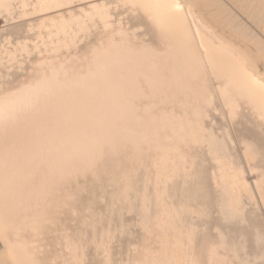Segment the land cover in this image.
Wrapping results in <instances>:
<instances>
[{
  "label": "rangeland",
  "instance_id": "1",
  "mask_svg": "<svg viewBox=\"0 0 264 264\" xmlns=\"http://www.w3.org/2000/svg\"><path fill=\"white\" fill-rule=\"evenodd\" d=\"M3 1L9 261L36 246L50 259L32 264H264V8Z\"/></svg>",
  "mask_w": 264,
  "mask_h": 264
},
{
  "label": "bare ground",
  "instance_id": "2",
  "mask_svg": "<svg viewBox=\"0 0 264 264\" xmlns=\"http://www.w3.org/2000/svg\"><path fill=\"white\" fill-rule=\"evenodd\" d=\"M2 1V0H1ZM5 2L7 1V0H4ZM3 1V2H4ZM12 1H14V0H11V2ZM16 1V0H15ZM31 1V0H30ZM36 2H34V1H32L33 3H34V5L33 6H36L35 4H38L39 5V3H40V0H35ZM166 1H168V2H171L170 0H166ZM246 1H248L249 2V0H246ZM251 1V0H250ZM2 2V3H3ZM21 2V1H20ZM187 2H189V0H187ZM235 2H238L237 0H235ZM8 3H10V1L8 0L7 1V4ZM22 3V2H21ZM191 3V2H190ZM234 3V2H233ZM239 3H240V1H239ZM238 3V4H239ZM247 3V2H246ZM251 4H257V6H258V8L259 9H261L260 7H263L264 8V0H252L251 2H250ZM12 4H13V2H12ZM16 4H17V2H16ZM23 4H26V3H22V5ZM30 4V3H29ZM32 4V3H31ZM197 4V3H196ZM3 5H5V3L3 4ZM14 5V8H13V10L15 9V8H18V6L17 5H15V4H13ZM13 5H11V6H13ZM37 5V6H38ZM243 5V4H242ZM247 5H248V3H247ZM8 6H9V4H8ZM11 6L10 7H7V9L9 8H11ZM15 6H17V7H15ZM21 6V5H20ZM246 6V5H245ZM244 6V7H245ZM255 6V5H254ZM260 6V7H259ZM39 7H40V5H39ZM195 7V6H194ZM239 7V6H238ZM4 8V7H3ZM6 8V7H5ZM33 8H35V7H33ZM243 8V7H242ZM247 8H248V11L247 12H250L251 11V7L250 6H247ZM255 8H257V7H255ZM18 9H20V8H18ZM22 9V8H21ZM241 9V8H240ZM25 11H26V9H24ZM224 10V9H223ZM262 10V9H261ZM264 10V9H263ZM22 11V10H21ZM39 11H41V10H38L37 12H39ZM254 11V10H253ZM3 11H1V13H2ZM9 12V11H8ZM30 12V11H29ZM31 12H32V10H31ZM36 12V11H35ZM33 13V14H37V13ZM260 12V11H259ZM262 13H258V15H256V17H257V19L258 20H260V22L262 21L263 22V20H264V12L263 11H261ZM24 13V12H23ZM22 13V14H23ZM41 13V12H40ZM2 14H4V13H2ZM1 14V15H2ZM31 14V13H30ZM32 14V15H33ZM222 14V13H221ZM220 14V15H221ZM246 14V13H245ZM249 14V13H248ZM9 15H10V13H9ZM34 15V18L36 17ZM214 15V14H213ZM229 15H231V14H229ZM228 15V16H229ZM4 16V15H3ZM13 16H15V13H14V15ZM12 16V17H13ZM20 15H18V18H21V17H19ZM244 16V15H243ZM10 17H11V15H10ZM17 17V16H16ZM24 17V16H23ZM22 17V18H23ZM27 17V16H26ZM38 17H39V15H38ZM246 17H247V14H246ZM249 17V16H248ZM251 17V16H250ZM255 17V15H254V13H253V18ZM5 18V17H4ZM17 18V19H18ZM21 18V19H22ZM27 18H29V17H27ZM37 18V17H36ZM233 18V17H232ZM252 18V19H253ZM12 19V18H11ZM16 19V20H17ZM24 19V18H23ZM26 19V18H25ZM24 19V20H25ZM224 19H228V18H224ZM14 20V19H13ZM13 20H11V22H13ZM16 20H14L15 22H16ZM18 20H20V19H18ZM17 20V21H18ZM26 20H28V19H26ZM30 20V19H29ZM202 20H204L203 18H202ZM228 20H230V19H228ZM232 20V19H231ZM251 20V19H250ZM258 20H256V21H258ZM206 21V20H205ZM235 21V20H234ZM207 22V21H206ZM233 22V21H232ZM236 22H238V21H236ZM254 21H252V23H253ZM19 23V22H18ZM202 23H204V22H202ZM255 23V22H254ZM206 24H208V23H206ZM228 24V23H227ZM239 24V23H238ZM233 25H234V22H233ZM240 25V24H239ZM238 26V25H237ZM243 26V25H242ZM230 27H232V26H230ZM229 28V27H228ZM241 28V27H240ZM244 28V27H243ZM211 29H213L214 31H215V29L212 27ZM216 29H218V28H216ZM237 29H238V31H241V29H239L238 27H237ZM237 29H236V33H239V32H237ZM226 30V29H225ZM233 30V29H232ZM217 31V30H216ZM216 31H215V33H216ZM222 31V30H221ZM244 31V30H243ZM248 32V30L246 31V33ZM224 33H225V31H224ZM217 34V33H216ZM244 33H242L241 35H243ZM26 36V35H25ZM216 37L215 38H218V36L217 35H215ZM237 36V35H236ZM239 36V35H238ZM238 36H237V38H238ZM253 36V35H252ZM36 37V36H35ZM38 37V36H37ZM219 37H221L220 38V40L221 39H223L222 38V36H219ZM242 37H244V36H242ZM248 37V36H247ZM27 39V38H26ZM33 39H35V38H33ZM37 39V38H36ZM225 40H227L226 38H224ZM248 39H250V38H248ZM247 38H246V40H248ZM218 40H219V38H218ZM229 40H230V38H229ZM240 40H241V36H240ZM246 40H244V41H246ZM231 41L232 40H230V42H228V43H231ZM35 44V43H34ZM232 44V43H231ZM242 44V43H241ZM238 47V46H237ZM240 48V47H239ZM239 48H234L235 50H236V52H239ZM245 49V48H244ZM238 50V51H237ZM244 51H246V49L244 50ZM243 51V49H242V53L243 54H241V53H239L240 55H244L245 54V52ZM231 52H232V49H231ZM237 54V53H236ZM247 54H245V56H242V58L244 57H246L245 59L247 60L248 58H247V56H249V55H247ZM243 58V59H244ZM245 61V60H244ZM247 62H248V65L246 64V66H248L246 69H247V71L248 72H250V76H248L249 77V80L250 79H253V78H259V76L258 75H256L257 73L256 72H254V70H255V67H256V65H255V63H253L251 60H247ZM246 62V63H247ZM255 62V61H254ZM254 72V73H253ZM40 74V73H39ZM246 75V74H245ZM261 76V75H260ZM260 79V78H259ZM260 80H262V79H260ZM252 82V81H251ZM262 84L264 85V80H262ZM36 85V84H35ZM258 86H260V85H258ZM254 90V89H253ZM156 91V90H155ZM262 95H264V94H262ZM12 145V144H11ZM13 147V146H12ZM6 148V147H5ZM14 155V154H13ZM191 155V154H190ZM22 156V155H21ZM43 156V155H42ZM183 156V155H182ZM3 157V156H2ZM21 158V157H20ZM7 159V158H6ZM8 163V162H7ZM21 163H22V161H21ZM29 163V162H28ZM1 164V163H0ZM16 164V163H15ZM24 164V163H23ZM33 164V163H32ZM36 164V163H35ZM2 165V164H1ZM10 165V164H9ZM169 165V164H168ZM5 166V165H4ZM27 167H29V165L27 166ZM32 167V166H31ZM36 167V166H35ZM123 167V166H122ZM25 168V167H24ZM30 170V169H29ZM31 172V171H30ZM148 172V171H147ZM160 172V171H159ZM4 173V172H3ZM23 173V172H22ZM37 173V172H36ZM137 174V173H136ZM6 175V174H5ZM9 175V174H8ZM56 175H57V173H56ZM139 175H140V173H139ZM163 175V174H162ZM144 176V175H143ZM2 177H4V176H2ZM7 177V176H6ZM12 176H10V178H11ZM46 177V176H45ZM8 178V177H7ZM152 178V177H151ZM52 179V178H51ZM1 181H3L2 179H1ZM5 181V180H4ZM52 181V180H51ZM8 182V181H7ZM6 182V183H7ZM11 182V181H10ZM157 182V181H156ZM4 184V183H3ZM162 184V183H161ZM1 185V184H0ZM12 185V184H11ZM14 185V184H13ZM12 185V186H13ZM21 185V184H20ZM44 185V184H43ZM10 186V185H9ZM137 187V186H136ZM194 187V186H193ZM0 188H1V186H0ZM13 188V187H12ZM43 188V187H42ZM3 192L5 191L4 190V186H3ZM7 189H8V187H7ZM17 189V188H16ZM15 189V190H16ZM22 189V188H21ZM20 189V190H21ZM136 189V188H135ZM12 190H14V189H12ZM1 191V190H0ZM153 191V190H152ZM161 191V190H160ZM19 192V191H18ZM22 192V191H21ZM188 192V191H187ZM1 193V192H0ZM7 193V192H6ZM24 193V192H23ZM5 194V193H4ZM16 194V193H15ZM13 195V194H12ZM17 195V194H16ZM19 195V194H18ZM140 195V194H139ZM162 195V194H161ZM3 196V195H2ZM15 196V195H14ZM20 196V195H19ZM142 196V195H141ZM18 197V196H17ZM135 197V196H134ZM11 198V196L8 198V197H2V198H0V208H1V210H0V222H2V220H3V218H8V207L10 206V202L8 201L9 199ZM22 199V198H21ZM152 199V198H151ZM23 200V199H22ZM21 200V201H22ZM29 200V199H28ZM196 200V199H195ZM19 201V200H18ZM17 201V202H18ZM26 201H27V199H26ZM126 201V200H125ZM192 202V201H191ZM19 203V202H18ZM13 204V203H12ZM67 204V203H66ZM126 204V203H125ZM29 205H31V204H29ZM179 205H180V203H179ZM165 206V205H164ZM31 207V206H30ZM144 207V206H143ZM9 208H12V207H9ZM132 208V207H131ZM2 210H7L6 212L4 211H2ZM141 211V210H140ZM11 212V211H10ZM144 212V211H143ZM169 212V211H168ZM17 214V213H16ZM29 215V214H28ZM16 216V215H15ZM27 216V215H26ZM25 216V217H26ZM155 216V215H154ZM157 216V215H156ZM19 217V216H18ZM185 217V216H184ZM11 219V218H10ZM17 219V218H16ZM19 219H20V217H19ZM24 219V218H23ZM120 219V218H119ZM154 219V218H153ZM14 220V219H13ZM108 220V219H107ZM150 220V219H149ZM4 221V220H3ZM67 221V220H66ZM69 221V220H68ZM1 224V223H0ZM151 224V223H150ZM111 225V224H110ZM66 226H68V225H66ZM119 227V226H118ZM175 227H176V225H175ZM21 230V229H20ZM175 230H177L176 228H175ZM14 231V230H13ZM15 233V232H14ZM32 235V234H31ZM74 235V234H73ZM120 236V235H119ZM187 236V235H186ZM217 236V235H216ZM33 237V236H32ZM9 238V237H8ZM212 239H213V237H212ZM171 240V239H170ZM132 241V240H131ZM123 242V241H122ZM1 244H2V242H0ZM29 243V242H28ZM208 243V242H207ZM115 244V243H114ZM40 245V244H39ZM42 246V245H41ZM97 246V245H96ZM119 246V245H118ZM204 246V245H203ZM202 246V247H203ZM45 247V246H44ZM181 247V246H180ZM9 248V247H8ZM18 248V247H17ZM25 249V250H24ZM39 249H42V247L41 248H39V247H36V246H30V247H25V246H21L20 248H18L17 250H15V249H13V247L11 248V251L13 252V255H14V259H15V262L17 263V262H20L21 264H32V261H31V258H34V259H39V260H41L42 262H44V263H48V261H49V257H44V258H39L38 257V252H39ZM71 249V248H70ZM185 249V248H184ZM9 250V249H8ZM22 250H24V252H22L21 254H17L18 252H20V251H22ZM43 250V249H42ZM218 250V249H217ZM10 251V250H9ZM10 251V252H11ZM122 251V250H121ZM183 252V251H182ZM41 253V252H40ZM44 254H47L45 251L43 252ZM43 253H41V254H43ZM194 253V252H193ZM174 254V253H173ZM8 255H9V253H8V251H7V246L5 245H1L0 246V264H13V257H11L13 260H12V262H10L9 261V258L10 257H8ZM49 255V254H48ZM68 255V254H67ZM10 256V255H9ZM52 256V255H51ZM66 256V255H65ZM72 256V255H71ZM175 256V255H174ZM70 257V256H69ZM53 258V257H52ZM61 258V257H60ZM135 258V257H134ZM65 259H66V257H65ZM70 259V258H69ZM136 259V258H135ZM134 259V260H135ZM138 260V259H137ZM133 261V260H132ZM136 261V260H135ZM138 262V261H137ZM137 262H135L136 264H138ZM159 262H160V260H159ZM167 262V261H166ZM195 262V261H194ZM15 263V264H16ZM35 263V262H34ZM65 263V262H64ZM18 264V263H17ZM51 264V263H50ZM191 264V263H190ZM194 264V263H193Z\"/></svg>",
  "mask_w": 264,
  "mask_h": 264
}]
</instances>
